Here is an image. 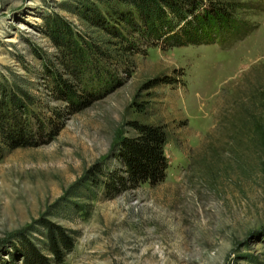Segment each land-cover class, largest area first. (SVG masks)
<instances>
[{"label": "rangeland", "instance_id": "1", "mask_svg": "<svg viewBox=\"0 0 264 264\" xmlns=\"http://www.w3.org/2000/svg\"><path fill=\"white\" fill-rule=\"evenodd\" d=\"M221 2L224 21L180 0L146 31L121 0H0V100L54 126L0 156V264L52 258L51 228L71 242L53 264H264V0ZM59 26L103 57L74 66ZM183 31L202 40L168 42ZM58 76L83 92L72 110ZM134 120L162 126L163 177L106 189Z\"/></svg>", "mask_w": 264, "mask_h": 264}, {"label": "trees", "instance_id": "2", "mask_svg": "<svg viewBox=\"0 0 264 264\" xmlns=\"http://www.w3.org/2000/svg\"><path fill=\"white\" fill-rule=\"evenodd\" d=\"M133 5L139 10L141 21L145 24L146 31L154 29L155 20L161 23L164 19L160 15L164 10H169L173 13H178L180 10V0H121ZM221 0H210L213 4L208 14L197 20L198 27L201 25H209L211 21H224L228 19L229 11L226 3L217 4ZM111 11V15L115 16L118 12ZM116 20L122 24V27H131L133 24L131 19L121 16H115ZM114 18V19H115ZM185 20L181 18V20ZM121 21V22H120ZM215 21V22H216ZM196 23V22H195ZM210 26V25H209ZM53 26L47 27V33L51 35ZM61 28V29H60ZM188 31H183L182 34L172 35L169 38V43L179 45L185 43H197L202 40L200 35ZM52 36V35H51ZM57 46H62L65 51L76 59L73 62L74 66H81L85 62L84 56L95 54L98 57H103L97 46L90 42L73 39L72 34L65 27L59 26L57 35L54 37ZM95 56V57H96ZM91 59V58H90ZM93 59H91L92 61ZM56 89L59 97L70 103L72 106L81 104L83 92L77 91L73 85L66 82L64 78L55 77ZM26 113V114H25ZM25 111L14 110L11 105L5 100H0V156L9 148L19 145H32L37 143L36 138L42 134H48L49 129L53 130V123L49 122L46 128H42V120L37 119L35 127L26 126L27 114ZM130 125L135 130L134 134L122 135L118 138L115 144V154L119 167L105 172V180L103 185L106 189H122L126 185L136 186L142 182L155 183L162 179L164 170L167 165V159L163 152V144L165 142V132L161 125L130 121ZM53 133V131L51 132ZM98 170V169H97ZM48 245L47 249L52 253V258L47 255H42L33 250L26 258H22L21 264H53L52 260L58 261L63 254L71 246L68 238L59 230L49 229L47 233ZM62 247V248H61ZM63 250V251H62Z\"/></svg>", "mask_w": 264, "mask_h": 264}]
</instances>
